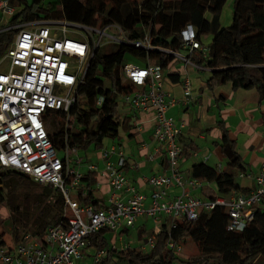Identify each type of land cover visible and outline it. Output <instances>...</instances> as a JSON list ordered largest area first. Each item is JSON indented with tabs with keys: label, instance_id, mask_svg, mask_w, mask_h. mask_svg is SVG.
Here are the masks:
<instances>
[{
	"label": "trees",
	"instance_id": "1",
	"mask_svg": "<svg viewBox=\"0 0 264 264\" xmlns=\"http://www.w3.org/2000/svg\"><path fill=\"white\" fill-rule=\"evenodd\" d=\"M227 1L31 0L29 3L28 0H9L16 8L9 24L33 19H62L98 29L114 24L121 28L123 37L129 42L149 33L156 49L183 54L192 63L210 69V87L231 83L234 90L255 89L260 104L264 105V0H234L232 22L230 26L222 27L221 17ZM188 25L196 30V38L202 44V37L212 36L205 57L201 51L188 53L182 49L181 33ZM4 28L0 24V58L17 32L16 29L3 31ZM217 44L224 47L220 54L215 53ZM127 55L144 64L158 66L162 73L174 60L173 56L159 50L145 53L119 44L96 48L84 84L78 88V100L69 112L71 127L66 128V115L62 112L48 110L44 115L48 138L57 152L66 145L83 150L90 146L100 148L103 140L117 138L121 128L116 118L119 96L139 91L136 86L120 81V68L126 63ZM167 77L174 80L177 75L172 73ZM98 97H103V103L95 107ZM219 126L226 169L195 164L190 176L216 185L217 193L208 195L210 199L232 194L248 195L250 189L243 188L236 179L248 175L242 157L224 123L220 121ZM90 179V174L81 178L80 186L85 184L87 192L82 196L79 186L76 198L83 205L91 204L96 209ZM18 189L24 194L18 195ZM3 203L8 206V219L12 223L10 231L15 241L21 239L22 234L18 231L24 229L23 234L28 233L42 242L48 226L66 227L72 215L57 189L51 185H38L13 170L0 169V205ZM227 222V210L218 206L210 212L201 211L195 220L178 221L172 227L164 225L156 231L154 247L146 252L137 245L126 249L114 247L104 237L108 231L106 228L90 234L85 248L94 250L93 264H171L176 253L167 247L170 238L181 246L193 242L198 254L185 260L187 264H264V197L253 221L243 231L228 230ZM100 250L104 254L94 261L95 253Z\"/></svg>",
	"mask_w": 264,
	"mask_h": 264
},
{
	"label": "built area",
	"instance_id": "2",
	"mask_svg": "<svg viewBox=\"0 0 264 264\" xmlns=\"http://www.w3.org/2000/svg\"><path fill=\"white\" fill-rule=\"evenodd\" d=\"M15 14L16 8L10 5L9 0H0L3 31L17 30L0 58V169L19 172L38 185H51L61 193L72 215L66 227L48 226L42 242L26 233L9 249L0 237V264H74L75 259L82 258L90 234L102 228L117 232L124 227H133L142 215L151 218L156 226L164 219L172 227L175 222L195 220L201 211L210 212L221 206L228 213V230L243 231L253 221L264 197V166L253 178L255 188L248 195L232 194L206 200L195 196L193 191L202 189L205 183L191 177L184 178L179 169L182 150L178 138L184 125L166 116L168 107L175 100L163 89L164 78L160 68L148 63L143 66L124 63L121 66L120 81L136 86L139 91L121 94L120 98L134 111L154 110L152 136L166 154L168 175L146 178L152 190L146 204L142 194L126 185V179L119 170L124 157L111 147L104 155L117 153L118 167L107 163L104 174L113 191L126 187L129 198L113 200L111 205L96 209L91 204L83 205L72 200L69 195L79 188L82 178L71 166L73 162H80L79 158L72 159V155L77 156V149L66 145L59 156L48 138L43 118L48 110L62 112L66 115V128L71 127L69 112L78 100V88L84 84L96 48L104 44H119L145 53L159 50L194 70L210 69L192 63L183 54L156 49L149 33L129 42L123 37L121 28L114 24L98 29L62 19H33L10 25ZM181 37L183 50L188 53L201 51L204 57L207 55V47L196 38V30L192 26L188 25ZM4 64L7 66L2 70ZM183 90L186 96L190 95L188 79L184 80ZM102 103L103 97H98L94 106L100 107ZM170 190L177 193L171 194ZM155 242L156 233L153 232L137 246L146 252L154 247ZM130 246L125 242L121 249ZM167 247L175 253L181 250V246L170 238ZM103 254V250L97 251L94 261Z\"/></svg>",
	"mask_w": 264,
	"mask_h": 264
},
{
	"label": "crops",
	"instance_id": "3",
	"mask_svg": "<svg viewBox=\"0 0 264 264\" xmlns=\"http://www.w3.org/2000/svg\"><path fill=\"white\" fill-rule=\"evenodd\" d=\"M229 6L231 9L232 5ZM226 22L227 15L224 14L221 17L222 27H227ZM205 37L207 36L202 37V42ZM210 37L211 44L213 38ZM203 45L209 46L204 42ZM172 73L177 75L174 80L167 77ZM163 75V89L171 99L175 100V103L168 107L166 116L172 118L175 123L184 125L178 138V144L182 150L179 169L184 178L191 177V167L195 164L203 163L220 170L226 169V160L221 150L222 129L219 126L221 121L229 130L230 139L235 142L236 149L242 157L249 175L246 178L238 177L241 183L239 180L237 181L243 188L254 190L255 180L253 178L264 166V105L260 104L258 91L255 89L234 90L231 83L210 87L208 82L211 78V71L194 70L183 65L177 59L171 62ZM185 79L190 81L191 87V93L187 96L183 90ZM116 118L123 129L126 141L123 138L106 140V144H102L101 148L90 146L86 150L77 149V156L72 155L73 160L80 159L78 164L75 162L71 164L72 168L78 171L82 178L88 174L91 176V195L92 199L96 201L97 208L111 205L113 200L129 198L126 187L119 191H113L104 174L107 163L118 167L117 153H121L124 157V164L119 167V170L126 179V185L133 187L136 193L142 194L146 204L150 201L152 191L146 178L159 174L168 175L169 173L166 154L162 146L152 136L155 125L154 110L134 111L121 101L119 96ZM125 136L128 138L126 139ZM111 147H115L117 153L105 156L104 152ZM80 187L82 196H85L86 185L82 183ZM79 189L75 190L74 198L71 197L72 200H77L76 194ZM214 191H217L216 185L211 183L204 185L202 189L193 191V194L206 200L210 199L208 195ZM169 193L176 194L177 191L170 190ZM149 219L142 215L137 218L133 227H124L117 232L108 230L104 237L109 244L118 249H121L125 242L136 246L145 242L149 234L156 233L164 225H168V222L163 219L156 226ZM149 225L151 227L148 231ZM16 244L6 243L9 249H12ZM93 254L92 248H85L82 258L75 259L74 264H93Z\"/></svg>",
	"mask_w": 264,
	"mask_h": 264
},
{
	"label": "rangeland",
	"instance_id": "4",
	"mask_svg": "<svg viewBox=\"0 0 264 264\" xmlns=\"http://www.w3.org/2000/svg\"><path fill=\"white\" fill-rule=\"evenodd\" d=\"M31 0H28V2L30 3ZM49 1H55V0H49ZM232 5V8L230 9V6L229 5ZM233 5H234V0H228L227 3H226V6L223 10V13L222 15L226 14L227 15V22H226V26H230L231 22H232V18H233ZM1 20H0V24H1ZM210 41H211V37L210 36H207L205 37V39L203 40L204 44L206 45H209L210 44ZM223 45L222 44H217L216 45V48H215V53L216 54H220V52L222 51L223 49ZM208 49V47H207ZM125 62L126 63H130V64H134V65H138V66H143L144 63H142L141 61L137 60V59H134V58H131L130 56H126L125 57ZM7 64H4L2 66V70H5ZM211 71V70H209ZM212 72V71H211ZM123 83V82H122ZM123 129L122 127L119 129V135H118V140L122 139L124 140V136H123ZM125 138L127 139L128 137L125 136ZM117 140V141H118ZM126 141V140H124ZM106 140L103 141V145L106 144ZM119 143V142H118ZM101 148V147H100ZM59 156H61V153L58 152ZM237 180L238 177H236ZM239 182L241 183V181L239 180ZM211 183H208V184H205V185H210ZM18 195H21V194H24V191L22 189H18L17 191ZM72 193V192H71ZM69 196L73 197L74 198V193H72ZM214 193H217V191H214ZM64 199V198H63ZM66 203V202H65ZM67 204V203H66ZM68 205V204H67ZM9 210H8V206L6 203H3L0 205V233L2 234V238L3 240H5V243L7 244H16L17 242L20 241V239L17 238V241L13 240V235L11 233V225L12 223H10L9 221ZM149 220L152 221V219L150 218ZM150 223V222H149ZM136 227V226H135ZM149 227H151V225L148 226V231H149ZM19 233L18 234H23L25 233V230L24 229H20L18 231ZM21 232V233H20ZM19 235V236H20ZM141 237V236H140ZM20 238V237H19ZM141 239V238H140ZM181 246V245H180ZM195 254H198V251H196V247L194 246L193 242H188V243H185L184 245L181 246V250L179 252H176V259L173 260L171 262V264H187L185 263L184 261L187 260V259H192L194 258V256H196Z\"/></svg>",
	"mask_w": 264,
	"mask_h": 264
},
{
	"label": "water",
	"instance_id": "5",
	"mask_svg": "<svg viewBox=\"0 0 264 264\" xmlns=\"http://www.w3.org/2000/svg\"><path fill=\"white\" fill-rule=\"evenodd\" d=\"M131 48H132V47H131ZM95 52H96V50L93 51V55H94Z\"/></svg>",
	"mask_w": 264,
	"mask_h": 264
}]
</instances>
